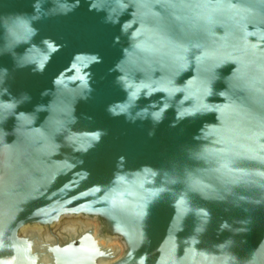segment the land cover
Returning <instances> with one entry per match:
<instances>
[{"label": "water", "instance_id": "95a60500", "mask_svg": "<svg viewBox=\"0 0 264 264\" xmlns=\"http://www.w3.org/2000/svg\"><path fill=\"white\" fill-rule=\"evenodd\" d=\"M0 264H264V0H0Z\"/></svg>", "mask_w": 264, "mask_h": 264}, {"label": "bare ground", "instance_id": "6f19581e", "mask_svg": "<svg viewBox=\"0 0 264 264\" xmlns=\"http://www.w3.org/2000/svg\"><path fill=\"white\" fill-rule=\"evenodd\" d=\"M56 227H58V226H56ZM56 227H55V228H56ZM52 231H53V230H52ZM48 232H49V231H48L47 229L44 230V232H43V238H44V240H50L51 236L49 235ZM59 233H60V232H59ZM119 253L121 254L122 251H120Z\"/></svg>", "mask_w": 264, "mask_h": 264}, {"label": "rangeland", "instance_id": "374dc122", "mask_svg": "<svg viewBox=\"0 0 264 264\" xmlns=\"http://www.w3.org/2000/svg\"><path fill=\"white\" fill-rule=\"evenodd\" d=\"M62 226H63V223H62L59 227L54 228L53 230H54V231H58V230H60V229L62 228ZM59 232H60V231H59Z\"/></svg>", "mask_w": 264, "mask_h": 264}, {"label": "flooded vegetation", "instance_id": "af4514ba", "mask_svg": "<svg viewBox=\"0 0 264 264\" xmlns=\"http://www.w3.org/2000/svg\"><path fill=\"white\" fill-rule=\"evenodd\" d=\"M53 232H57V231H54V230H53ZM58 234H59V232H58Z\"/></svg>", "mask_w": 264, "mask_h": 264}]
</instances>
